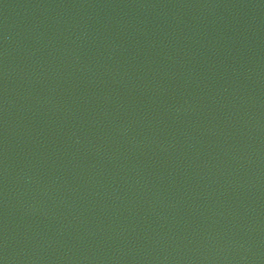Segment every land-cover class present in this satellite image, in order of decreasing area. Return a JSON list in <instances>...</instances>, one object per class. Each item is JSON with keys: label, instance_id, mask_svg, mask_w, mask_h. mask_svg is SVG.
Masks as SVG:
<instances>
[{"label": "water", "instance_id": "obj_1", "mask_svg": "<svg viewBox=\"0 0 264 264\" xmlns=\"http://www.w3.org/2000/svg\"><path fill=\"white\" fill-rule=\"evenodd\" d=\"M0 264H264V0H0Z\"/></svg>", "mask_w": 264, "mask_h": 264}]
</instances>
